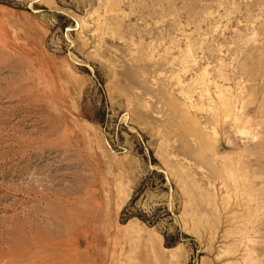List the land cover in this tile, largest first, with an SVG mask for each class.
Here are the masks:
<instances>
[{"label": "rangeland", "instance_id": "rangeland-1", "mask_svg": "<svg viewBox=\"0 0 264 264\" xmlns=\"http://www.w3.org/2000/svg\"><path fill=\"white\" fill-rule=\"evenodd\" d=\"M0 264H264V0H0Z\"/></svg>", "mask_w": 264, "mask_h": 264}]
</instances>
